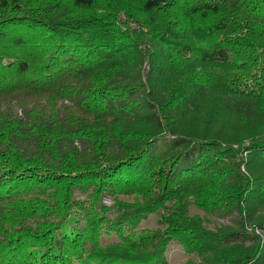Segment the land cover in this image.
<instances>
[{
	"label": "trees",
	"instance_id": "trees-1",
	"mask_svg": "<svg viewBox=\"0 0 264 264\" xmlns=\"http://www.w3.org/2000/svg\"><path fill=\"white\" fill-rule=\"evenodd\" d=\"M173 240L264 264V0H0V264Z\"/></svg>",
	"mask_w": 264,
	"mask_h": 264
},
{
	"label": "rangeland",
	"instance_id": "rangeland-1",
	"mask_svg": "<svg viewBox=\"0 0 264 264\" xmlns=\"http://www.w3.org/2000/svg\"><path fill=\"white\" fill-rule=\"evenodd\" d=\"M242 156H245L246 153H241ZM243 170H245L244 168H242ZM127 197V196H124ZM106 203H110L111 200L109 199H105L104 200ZM189 213H199L203 216L206 224L210 227L213 228L216 225H220V224H227L231 222V218L229 216H215L214 214H205L203 211L199 210L197 207H195L194 204H190L189 205ZM157 218H158V213H150L148 214V216L142 220L139 221L138 223V230L139 229H143V228H153L158 226L157 225ZM251 228L250 226H248V229ZM257 232H260L259 229H256ZM110 239H115L114 236L112 237H107V238H103V241H108ZM166 258L168 261V264H184V262L186 261V259L188 257L191 258H197L196 254H189V253H185L182 246L176 242V241H171L166 249Z\"/></svg>",
	"mask_w": 264,
	"mask_h": 264
}]
</instances>
